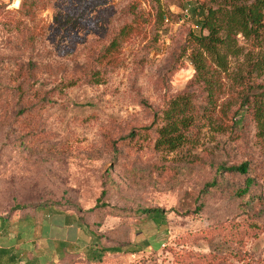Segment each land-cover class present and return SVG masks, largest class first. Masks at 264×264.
<instances>
[{"label":"rangeland","instance_id":"374dc122","mask_svg":"<svg viewBox=\"0 0 264 264\" xmlns=\"http://www.w3.org/2000/svg\"><path fill=\"white\" fill-rule=\"evenodd\" d=\"M13 2L0 0V216L47 209V234L75 238L65 264H264V129L237 114L245 86L235 80L264 48L246 29L227 18L243 50L209 105L188 58L195 0ZM98 70L101 83H90ZM179 91L194 97L198 135L176 152L155 149ZM244 163V175L220 170ZM55 211L73 213V230ZM95 247L116 251L90 262Z\"/></svg>","mask_w":264,"mask_h":264},{"label":"trees","instance_id":"16d2710c","mask_svg":"<svg viewBox=\"0 0 264 264\" xmlns=\"http://www.w3.org/2000/svg\"><path fill=\"white\" fill-rule=\"evenodd\" d=\"M197 7L194 9L195 25L190 30V36L195 51L188 55L192 65L195 68V74L192 83L203 87L207 94L209 105L213 102L216 91L219 90L217 76L220 72H228L231 59L239 58L242 53V47L236 42L235 28L228 24V19L236 21L239 29H246L247 34L260 46L264 48V25L262 23L261 13L264 12V0H195ZM222 13L225 20L220 21L216 26L209 27L208 23L211 17L216 13ZM160 21L164 15L158 13ZM108 53L106 48L100 52L102 57ZM105 55V56H104ZM239 73H235V80L240 86H245L242 103L237 114L244 110L252 114L260 130L264 129V93L256 94L258 89H264V83H258L257 80L264 81V53L259 52L248 58L247 63L241 68ZM90 83L98 85L101 83V72L98 70L91 76ZM77 84V81L69 80L66 84L58 85L45 93L40 98L39 104L46 105L55 100L49 97L52 91L64 93V89ZM167 107L162 111V123L155 129L156 140L155 149L167 152H176L193 143L198 135L197 116L194 106V97L191 93L179 91L167 102ZM135 136L134 133L124 138L128 142ZM221 171L236 172L242 175L248 171V164L244 163L238 167H221ZM217 180L209 184L208 187H215ZM253 181H248L240 196L243 197L249 192ZM200 206L198 210H201ZM163 210L146 209L138 210V215H146L150 218L159 217ZM87 258L90 262H101L104 253L116 251V248L95 247L87 250Z\"/></svg>","mask_w":264,"mask_h":264},{"label":"crops","instance_id":"0c3cea01","mask_svg":"<svg viewBox=\"0 0 264 264\" xmlns=\"http://www.w3.org/2000/svg\"><path fill=\"white\" fill-rule=\"evenodd\" d=\"M55 213L60 222H68L64 225L67 231L74 228L73 221L77 220L73 213ZM48 217L44 208L32 214L19 212L10 218L0 216V264H65L66 245L74 243L75 238L47 234Z\"/></svg>","mask_w":264,"mask_h":264},{"label":"water","instance_id":"95a60500","mask_svg":"<svg viewBox=\"0 0 264 264\" xmlns=\"http://www.w3.org/2000/svg\"><path fill=\"white\" fill-rule=\"evenodd\" d=\"M13 5H14L16 8H19V7L21 6V0H14Z\"/></svg>","mask_w":264,"mask_h":264}]
</instances>
